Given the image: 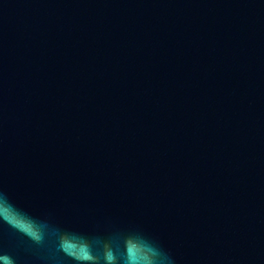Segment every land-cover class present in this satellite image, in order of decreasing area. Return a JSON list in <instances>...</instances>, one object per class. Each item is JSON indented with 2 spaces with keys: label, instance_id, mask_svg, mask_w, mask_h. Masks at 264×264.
Here are the masks:
<instances>
[{
  "label": "water",
  "instance_id": "obj_1",
  "mask_svg": "<svg viewBox=\"0 0 264 264\" xmlns=\"http://www.w3.org/2000/svg\"><path fill=\"white\" fill-rule=\"evenodd\" d=\"M0 264H264V0H0Z\"/></svg>",
  "mask_w": 264,
  "mask_h": 264
}]
</instances>
